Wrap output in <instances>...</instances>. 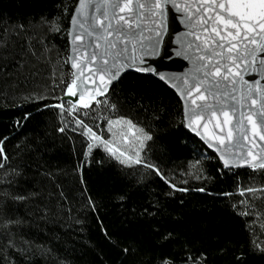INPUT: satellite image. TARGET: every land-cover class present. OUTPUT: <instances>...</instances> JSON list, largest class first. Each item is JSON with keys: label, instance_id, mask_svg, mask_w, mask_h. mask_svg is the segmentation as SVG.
I'll return each instance as SVG.
<instances>
[{"label": "snow or ice", "instance_id": "snow-or-ice-1", "mask_svg": "<svg viewBox=\"0 0 264 264\" xmlns=\"http://www.w3.org/2000/svg\"><path fill=\"white\" fill-rule=\"evenodd\" d=\"M60 19L41 16L27 22L6 23L0 18V73L9 74V62L17 78L25 73L37 75L39 63H70V82H65V73L57 77L53 69L51 83L56 87L63 85V94L76 99L44 103L42 107L59 109L56 130L70 131L82 138V156L89 165L115 162L135 183L142 178L141 170H147L174 190H189L177 188L155 157L149 155L159 139L156 132L119 111V85L126 73H136L141 74L137 79L152 75L175 90L183 102L178 124L212 149L223 169L246 167L253 173L264 170V0H78L66 30ZM177 20L183 25V32L177 31ZM55 33L66 34L67 55L52 45L50 36ZM165 35L175 37V55L189 62L188 70L163 72L150 62L160 56ZM44 86H48L47 82ZM54 98L60 101L59 97ZM44 99L39 89L25 97L37 104ZM101 112L108 113L102 117L106 133L95 123L101 119ZM30 116V112H25L21 120ZM97 152L102 153L99 158ZM3 153L0 146V154ZM6 160V155L0 160V169L7 177L0 180V235L6 240V245H0V264H39L35 258L43 259L45 264H71L75 251L72 225L83 221L72 218L71 209L65 212L62 204L54 202V189L60 188L63 197L59 177L46 169L45 183L25 189L21 183L24 172L19 166L9 170L3 162ZM239 191L244 195L257 189L243 185ZM118 199L124 201L125 196ZM240 203L249 209L254 207L243 200ZM84 206L97 210L90 195ZM239 214L253 215L243 210ZM48 224H59L64 231H46L42 225ZM102 230L107 235L106 229ZM155 230L159 232L158 240L169 241L173 237L171 232L160 231L159 226ZM123 251L127 253L129 249ZM250 251L264 256V243L252 239ZM201 260L206 264L204 253L195 258L186 256L180 264H199ZM237 261L248 264L243 254ZM158 264H177V260L162 252Z\"/></svg>", "mask_w": 264, "mask_h": 264}, {"label": "trees", "instance_id": "trees-1", "mask_svg": "<svg viewBox=\"0 0 264 264\" xmlns=\"http://www.w3.org/2000/svg\"><path fill=\"white\" fill-rule=\"evenodd\" d=\"M77 2L0 0V18L13 23L41 16H59L66 30ZM50 40L56 49L67 55L66 34L55 33ZM36 67L37 75L25 73L17 78L9 62V74L0 73V141L3 142L0 146L4 149L0 160L6 155L8 160L3 162L9 170L15 166L21 168L24 172L21 183L25 189L45 183L46 169L59 177L63 197L60 188L54 189V202L62 204L65 212L71 209L72 218L79 217L83 221L72 225L75 251L71 264H158L162 252L175 257L177 264L186 256L195 258L201 253L206 256V264H238L237 257L241 254L248 264H264V256L250 251L252 239L264 240V170L253 173L251 169H223L218 158L178 124L183 109L171 89L155 77L147 75L137 79L141 74L130 73L119 85L118 108L121 114L156 132L159 139L149 155L155 157L177 188L188 191L170 188L163 179L147 170H141L142 178L135 183L115 162L89 165L82 156V138L70 131L56 130L59 109L42 107L44 103L68 101L65 99L68 96L62 92L64 86L56 87L51 83V72L55 69L57 77L65 73V79L71 70L69 63H39ZM46 82L47 87L44 86ZM36 89L43 91L45 99L39 104L25 100ZM57 95L60 101L54 98ZM25 112H30L31 116L22 121ZM100 126L103 129L105 124ZM96 155L99 158L102 153ZM197 160L200 164H195ZM78 168L81 171H77ZM196 175L202 178L196 179ZM249 176L253 179L249 180ZM6 178L4 169H0V180ZM243 185H250L257 191L241 195L239 186ZM198 188L205 191H196ZM165 192L171 195L166 196ZM88 195L96 202V211L84 206ZM120 195L125 196L124 201L118 199ZM242 200L254 207L246 208L240 203ZM242 210L251 211L253 215L241 216L239 211ZM157 226L160 231L173 233L172 239L158 240ZM42 227L46 231H64L59 224ZM102 229H106L107 235ZM39 234L43 236L44 232ZM0 245H6L2 235ZM125 248L129 249L127 253L123 251ZM35 259L45 264L43 259Z\"/></svg>", "mask_w": 264, "mask_h": 264}, {"label": "water", "instance_id": "water-1", "mask_svg": "<svg viewBox=\"0 0 264 264\" xmlns=\"http://www.w3.org/2000/svg\"><path fill=\"white\" fill-rule=\"evenodd\" d=\"M175 27H176L177 31H179V32H183L185 30L183 25H181L179 23V20L176 21ZM174 39H175L174 36L170 37L168 35H165L163 38V43L161 45L160 56L153 58L150 62L154 66H159L160 70L163 72L182 73V72L188 70L191 67V65L189 64L188 61L184 60L182 57H177L175 55V50L178 48V45L174 43ZM69 66L71 68L70 63H69ZM128 74H130V73H126L125 76H127ZM149 76H152V75H149ZM152 77H155V76H152ZM246 78L251 79L252 77H246ZM156 79L158 80V78H156ZM160 82H162V81H160ZM162 83L165 84L164 82H162ZM165 85L176 94L174 89L169 87L167 84H165ZM177 97L179 98L178 95H177ZM65 99L69 100V99H76V98L66 97ZM179 100H180V98H179ZM180 102L182 104V109H183V102L181 100H180ZM187 131L191 135L196 137L207 148V146L203 143V141H201L199 139V137L195 136V134L191 133L189 130H187ZM207 149L218 158L217 154L212 149H209V148H207ZM218 160H219V158H218ZM232 170H250V169L244 167V168H234Z\"/></svg>", "mask_w": 264, "mask_h": 264}, {"label": "built area", "instance_id": "built-area-1", "mask_svg": "<svg viewBox=\"0 0 264 264\" xmlns=\"http://www.w3.org/2000/svg\"><path fill=\"white\" fill-rule=\"evenodd\" d=\"M72 70H70L68 73H67V75H66V77H65V82H70V80H71V76H70V72H71ZM108 113L107 112H101L100 113V116H101V119H98V121H97V123L99 124V125H101L102 123H103V119H102V117H103V115L105 116V115H107Z\"/></svg>", "mask_w": 264, "mask_h": 264}, {"label": "rangeland", "instance_id": "rangeland-1", "mask_svg": "<svg viewBox=\"0 0 264 264\" xmlns=\"http://www.w3.org/2000/svg\"><path fill=\"white\" fill-rule=\"evenodd\" d=\"M56 97H59V95H57ZM68 105L65 103V107H67ZM108 115V114H107ZM104 116V115H103ZM103 119V118H102ZM103 121V123L102 124H105V127L103 128L104 130H105V133H106V122L104 121V120H102ZM102 129V128H101ZM94 130H97V131H99L100 129H94ZM264 227V225L262 226V228ZM260 239V238H259ZM261 241V243H264V240H260Z\"/></svg>", "mask_w": 264, "mask_h": 264}]
</instances>
